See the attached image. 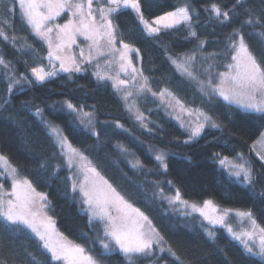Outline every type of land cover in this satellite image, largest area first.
<instances>
[{
	"label": "trees",
	"instance_id": "trees-1",
	"mask_svg": "<svg viewBox=\"0 0 264 264\" xmlns=\"http://www.w3.org/2000/svg\"><path fill=\"white\" fill-rule=\"evenodd\" d=\"M235 3L236 0H140L141 11L149 21L187 4L191 28L198 39L189 36L185 24L148 35L130 9L112 17L118 45L122 39L139 50V56L129 52V58L148 78L152 91L168 89L187 108H200L221 125L206 126L200 137L185 143L189 140L188 130L162 107L158 96L145 92L126 102L123 95L130 88L117 91L110 80L100 81L89 70L58 73L43 84L21 80L9 93L10 78L33 80L31 68H47V46L24 23L15 0H0V28L9 37H17L14 42L0 39V57L9 62L7 69L0 65V155L17 168L22 179L47 196L44 209L55 221L56 230L89 255L102 259L103 264H264L223 228L207 229L197 216L186 215L188 211L179 204H169L161 195V189L166 196L179 189L182 198L190 203L202 205L211 200L222 210H251L257 227L264 228V164L250 148L264 132V114L229 105L216 96L201 95L200 85L182 77L168 60L169 55L182 57L195 52L193 67L200 80L207 79L205 68L209 64L213 75L226 71L224 65L231 62L225 54L228 37L246 17L243 9H238L229 21L221 23L211 13V5L229 11ZM246 7L258 11L264 5L261 0H247ZM242 31L258 60L264 59V43L255 35L260 27L253 30L245 25ZM201 41L204 46L198 49ZM212 54L215 59H211ZM66 101L82 108L79 115L67 109ZM130 105H134L131 111ZM37 109L41 110L39 116ZM137 111L143 114L146 127L136 119ZM84 113L91 114V124L87 119L81 122ZM46 122L58 126L101 176L149 218L163 237L164 251L154 249L150 255L131 259L118 250L101 256L104 236L98 224L89 222L78 189L72 191L73 167L60 154ZM160 152L166 156L167 171L155 160ZM216 154L233 161L242 154L253 169L254 186L230 176ZM136 161L143 167H133ZM210 230L213 237L208 235ZM169 248L175 256L168 252ZM0 261L63 264L51 261L50 254L27 230L17 234L0 229Z\"/></svg>",
	"mask_w": 264,
	"mask_h": 264
},
{
	"label": "snow or ice",
	"instance_id": "snow-or-ice-1",
	"mask_svg": "<svg viewBox=\"0 0 264 264\" xmlns=\"http://www.w3.org/2000/svg\"><path fill=\"white\" fill-rule=\"evenodd\" d=\"M15 2L18 3L19 14L24 23L31 28L36 37L47 44L49 67L47 69L43 66L31 68L34 81L28 77L10 78L7 85L9 93H11L14 83L20 84L21 80L27 83L43 84L46 80L58 75V71L79 73L82 71L83 63H92L93 53L97 58L115 57L118 54L120 71L126 75L130 74L133 83L137 82V77L141 78L137 86V93L150 92L152 96H159L162 103L165 102L166 97L170 98L175 101V105L180 108V111L189 117L187 122L189 140L185 143L200 137L206 126L221 128V125L205 111L200 108H187L168 89L159 93L152 91L148 85V78L133 66L128 57L129 52H136L139 56V50L123 42L122 39L120 40L121 48L116 47L117 34L112 17L114 14L128 9L137 14L140 24L143 25V31L148 35L159 33L161 28L167 30L185 24L188 26L189 36L198 39L196 31L191 28L192 16L187 4L149 21L144 18L140 0H15ZM246 4L247 0H236L233 8L229 11H222L216 4L211 5V13L221 23L229 21L231 14L238 13V9H243V15L246 17L241 23V27L234 29L228 37L225 54L230 57L231 62L224 65L226 71H218L213 75L210 71L213 66L209 64L205 68L207 79L200 80L193 67L197 60L195 52L183 54L182 57L169 55L168 60L182 77L200 85L201 95H207L210 98L216 96L229 105L236 104L246 111L264 114V59L258 60L242 31L245 25L252 27L253 30L259 26L260 31L255 32V35L264 43V7L256 11L246 7ZM261 4L264 5V0H261ZM5 9H7L6 5ZM65 13L67 14L65 22H56ZM4 23L7 24L8 21H4ZM77 37H82L84 41L88 42V54L85 55L84 49L81 48L79 59L76 55L71 54L73 45L77 44ZM0 39L4 41L11 39L14 42L17 37H9L7 32L0 28ZM204 43L201 41L198 49H202ZM215 58L216 55L212 54L211 59ZM54 61H59L58 66ZM0 65L7 69L9 62L0 57ZM93 74L100 81L112 80V86L117 91L122 88L127 89L129 84L128 80L119 79L118 75L113 78L110 75L101 74L99 71ZM132 95L131 91H125L123 99L127 102ZM4 103H8V101H4ZM65 104L70 112L79 115L82 111V108L78 109L71 102L66 101ZM133 106H129V111ZM168 107L171 108L173 105L169 103ZM36 114L41 115V110L37 109ZM90 117V113H84L81 122L87 119V122L91 124ZM136 119L141 122L142 127H146L143 123L144 116L139 111L136 113ZM46 126L49 129V135L56 139L61 150L60 154L66 157L69 167L71 168L75 161H79L78 167L83 174V180L78 183L74 180L72 191L76 192L77 187L79 188L83 198L82 203L87 205L89 222L99 221L103 226L106 241H102L104 251L101 256L105 252H114L117 248L129 259L135 255H149L153 246L163 241V237L152 226L149 218L139 208L133 207L108 180L101 176L91 161H88L87 157L68 142L67 137L63 136L58 126L50 122H46ZM181 126L185 127V124L182 123ZM117 127H122V125L117 124ZM256 143L264 144V134ZM255 146L254 144L253 149ZM122 150L126 151V149ZM216 155L221 167L226 168L230 176L236 177L246 185L254 186L253 169L249 162L244 160L242 154H238V161L230 160L228 156L220 158L219 154ZM257 155L264 161V155L260 153ZM155 160L160 167L167 171L168 165L163 152L157 153ZM0 165L4 166L12 178L10 192L4 191L3 185H0V221H3L0 224V229L17 234L25 233L27 230L50 254L51 261H62L63 264H103L102 259L87 254L81 245L73 243L56 230L55 221L44 212L47 196L37 192L29 180L17 179V168L12 166L3 155H0ZM133 167H143V165L136 161ZM171 183L169 181V184ZM161 195L163 199L168 200L169 204H179L184 209H190L191 211L186 212V215L199 213L210 225L227 226L228 233L232 235L233 239L240 241L246 252L264 258V228H259L261 235L257 246V225L251 210L235 212L238 217L248 218L253 225L252 231L237 233L228 225V217L233 212L232 209H223L221 212L211 200L203 201L202 205L190 203L182 198L179 189H176L172 196L163 195V189H161ZM208 235L213 237L214 233L210 230ZM113 243L115 248L112 247ZM160 250L164 251V248ZM168 252L173 256L176 255L171 248L168 249ZM0 264H6V262L0 261Z\"/></svg>",
	"mask_w": 264,
	"mask_h": 264
},
{
	"label": "rangeland",
	"instance_id": "rangeland-1",
	"mask_svg": "<svg viewBox=\"0 0 264 264\" xmlns=\"http://www.w3.org/2000/svg\"><path fill=\"white\" fill-rule=\"evenodd\" d=\"M94 7H95V4H94ZM66 18H67V14L65 13L63 16L58 18V20L56 22L64 23ZM46 46H47V44H46ZM116 47L117 48H121V46H119L118 43H116ZM81 48L84 49L85 55H87L88 54V42L84 41L82 37H77V44L73 45V47L71 49V54L76 55L77 58L79 59V52H80ZM46 57H47V68H48L49 67L48 46H47V56ZM93 57L94 58H93V61H92L91 64L83 63L81 65L82 70H89L92 74L94 72L99 71L101 74H107V75L112 76L113 78H116L117 75H118L119 79H124V80H128L129 81V84H128L127 88H130L129 91H131L133 93L132 97L133 96L135 97V96L139 95V93H137V86H138V83L141 81V78L137 77V82L133 83L132 80H131V75L130 74L126 75L124 72L120 71V65H119V61H118V54H116L115 57H113V56H105V57H98L97 58V57H95V53H93ZM128 57H129V53H128ZM54 63H56L57 66H58L59 61H54ZM97 64H99V67H97ZM58 73H64V72H59L58 71ZM93 76H95L97 78L96 75L93 74ZM31 78L34 81L35 78L32 77V74H31ZM110 81L112 82V80H110ZM157 99L161 103L162 107L165 110H167L180 124H182V123L185 124V128L187 129V122L189 120V117L186 114H184V113H182L180 111V108L175 105V101L166 97L165 98V102L162 103L159 96L157 97ZM169 103H171L173 105V107H171V108L168 107ZM262 134H264V132ZM262 134L259 136V138L256 141H254L251 144L250 148H251L252 153L256 156V158L264 164V161H262L260 159L259 155H257V153H260L261 155H264V144H257L256 143L258 140L261 139ZM254 144L256 145L255 149H253V145ZM236 161H238V160H236ZM78 164H79V161H75L73 166H72L73 167V180H75L77 183L79 181L83 180V174L81 173V171H80V169L78 167ZM17 179L23 180L18 174H17ZM0 185H3V190L4 191H9V192L11 191L12 178L8 174V172L5 170L3 165H0ZM77 189L79 191L78 187H77ZM79 195L81 196L80 192H79ZM81 198H82V196H81ZM83 206L85 208V211L87 212V210H86L87 209V205L83 204ZM179 206H181V205H179ZM181 208L183 210L188 211V212L191 211L190 209H184L182 206H181ZM220 210L222 212V209H220ZM44 212L46 213L45 209H44ZM235 212L236 211H233L232 213L229 214L228 225L231 226L237 233L245 232V231H252L253 230V225L251 224V221L248 218H246V217H238V216H236ZM191 215H195L199 219H201V221L205 224L204 226L207 229H212V228H215V227L223 228L226 231V233L233 239L232 235L229 234L228 231H227V226H221L219 224H216L214 226L210 225L207 220H205L203 217H201L199 215V213H192ZM93 222H95L96 224L99 225L100 231L103 234V226H102V224L99 221H95V220H93ZM260 235L261 234L259 233V227H257L256 228V245L257 246L259 244V236ZM103 236H104V234H103ZM104 241H106L105 237H104ZM235 241L240 243V241H238V240H235ZM100 247L102 248V245ZM112 247L115 248L114 243L112 244ZM161 248H162V242L160 244H158V245H154L152 251L154 249H157V251H159ZM116 250L119 251L118 248ZM152 251H151V253H152ZM135 256H138V255H135ZM258 257L261 258L260 256H258ZM261 259L264 260V258H261Z\"/></svg>",
	"mask_w": 264,
	"mask_h": 264
}]
</instances>
